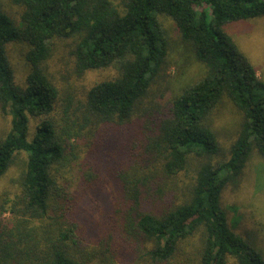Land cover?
Masks as SVG:
<instances>
[{
  "label": "trees",
  "instance_id": "obj_1",
  "mask_svg": "<svg viewBox=\"0 0 264 264\" xmlns=\"http://www.w3.org/2000/svg\"><path fill=\"white\" fill-rule=\"evenodd\" d=\"M10 1L21 14L15 21L0 6V117L9 125L0 134V178L19 155L25 163L0 203V264H113L115 256L264 264L222 205L252 152L264 158V80L226 26L263 17L264 0ZM70 40L68 77L108 68L117 75L80 97L73 81L61 86L47 63ZM12 42L28 46L24 85L8 55ZM172 50L193 54L206 70L159 103ZM226 99L244 119L220 161L212 115ZM98 200L108 212L101 229L84 218ZM90 232L103 236L98 254L85 244Z\"/></svg>",
  "mask_w": 264,
  "mask_h": 264
},
{
  "label": "rangeland",
  "instance_id": "obj_2",
  "mask_svg": "<svg viewBox=\"0 0 264 264\" xmlns=\"http://www.w3.org/2000/svg\"><path fill=\"white\" fill-rule=\"evenodd\" d=\"M0 6L15 21H19L21 14V8L19 6L13 4L10 0H0ZM164 24L171 37L170 39L175 41L174 39L178 35L173 23L168 20L164 21ZM226 31L232 37L238 48L247 55L251 63L255 66L258 77L264 80V16L229 23L226 26ZM73 47V40L59 43V48L48 61L47 67L48 72L55 76L61 86H66L68 82L73 81L78 97L83 95L85 89L117 75L115 69L108 68L87 71L80 79H76L75 76L68 77L67 70L73 68L74 65V58L71 55ZM27 50L28 46L26 44L12 42L8 45V55L15 70L16 82L20 85L25 84L30 71V66L26 60ZM172 52L173 55L170 60V65L166 70L168 81L156 93L155 101L159 103L162 100L165 102L172 91L179 90L182 87L181 85L186 81L194 83L205 74V66L193 54H189L188 52L180 57V53L177 51L172 50ZM161 92L165 97L164 99L160 98ZM143 114L140 112L139 116ZM153 114L155 113L153 112ZM243 119L242 112L229 99H226L224 104L213 113L212 122L218 132L221 148L216 158L220 161L229 158L230 146L238 137ZM147 120L150 121L151 117H148ZM37 122V119H31L30 138L34 136ZM8 128V122L0 117V134L4 130L6 132ZM92 160L94 161V159ZM24 163L25 155H19L7 174L0 178V203L10 198L9 191L12 192L14 180L16 181L19 172L24 167ZM124 167H126L125 164L123 166L120 165L118 168ZM192 170L190 168L187 173L188 175L186 174L185 177L192 175ZM99 171V168L98 171H95V174L98 176ZM222 205L227 211L230 226L240 233L249 245L264 255V158L257 150H254L252 155H250L238 183H229L225 186L222 193ZM107 213L105 202L98 200L93 205L90 218H84L87 225L96 223L95 226L97 227L99 225L98 228L100 227L101 229L106 224L105 217L108 216ZM102 239L103 236L99 234L92 235L90 232L87 235L85 244L88 246H96V250L94 251L98 254L102 250V246L100 245ZM97 260L99 261L100 258L98 257ZM113 260V264H132L130 261H125L126 259L123 257L115 256Z\"/></svg>",
  "mask_w": 264,
  "mask_h": 264
}]
</instances>
